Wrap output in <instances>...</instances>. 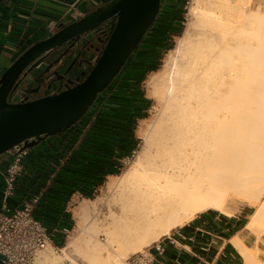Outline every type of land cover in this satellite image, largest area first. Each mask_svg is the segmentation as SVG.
<instances>
[{"label":"bare ground","instance_id":"6f19581e","mask_svg":"<svg viewBox=\"0 0 264 264\" xmlns=\"http://www.w3.org/2000/svg\"><path fill=\"white\" fill-rule=\"evenodd\" d=\"M249 1L193 0L196 24L147 80L166 111L118 177L119 211L103 227L91 222L61 255L47 245L36 264H80L69 250L83 264H122L201 212L229 216L232 196L256 206L247 224L264 231V16ZM231 242L244 264H264L259 247Z\"/></svg>","mask_w":264,"mask_h":264},{"label":"crops","instance_id":"0c3cea01","mask_svg":"<svg viewBox=\"0 0 264 264\" xmlns=\"http://www.w3.org/2000/svg\"><path fill=\"white\" fill-rule=\"evenodd\" d=\"M107 1L109 0H0V78L24 46L56 31L60 23H71L68 15L74 10L79 14V19ZM166 1H163L162 8ZM170 6L168 4V8ZM168 16L160 19L159 15L149 32H169L173 29L175 23L168 22ZM164 37L161 35L160 39ZM158 39L157 35L146 36L115 81L114 94L110 95L117 101L122 100V108L134 109V112L129 111L136 116L135 121L140 119L138 115L145 110L146 101L139 86L135 85L136 77L132 78V74L136 71L141 74L155 61L157 54L148 52L147 46L150 42L156 43ZM117 90H120L118 95L115 94ZM79 129L49 136L27 148L14 194L8 200L10 208L19 207L32 195H39L47 200L43 201L45 206L39 208L43 224L51 227L62 222V217L59 216L61 210L68 213L69 200L79 193H72L61 209L54 208L50 201L53 198L59 199L57 191L63 183L76 179L77 174L88 166H94L98 157L106 152L114 154L116 147L110 142L112 137L108 135L120 132L122 126L117 128L119 130L99 126L89 133L85 128ZM103 149L106 150L104 153ZM69 156L71 160L66 161ZM10 161V152L0 155V170L5 169ZM97 173L90 172V176ZM109 176L111 175L106 177ZM237 229L238 219L235 215L226 216L219 212L197 214L188 223L173 229L149 246L154 254V264H243L242 257L231 242L236 235L241 239ZM242 242L246 245L243 240ZM157 246L163 249L161 254L156 251Z\"/></svg>","mask_w":264,"mask_h":264},{"label":"water","instance_id":"95a60500","mask_svg":"<svg viewBox=\"0 0 264 264\" xmlns=\"http://www.w3.org/2000/svg\"><path fill=\"white\" fill-rule=\"evenodd\" d=\"M161 2L109 0L24 46L0 78V155L76 124L137 49Z\"/></svg>","mask_w":264,"mask_h":264},{"label":"rangeland","instance_id":"374dc122","mask_svg":"<svg viewBox=\"0 0 264 264\" xmlns=\"http://www.w3.org/2000/svg\"><path fill=\"white\" fill-rule=\"evenodd\" d=\"M167 1L169 2L168 4L170 5L174 3L173 4L174 7H172L173 9L170 8L171 10L170 13H172L174 17H176L177 22L174 23L179 24V26L181 27L180 30V35H181L187 26L192 24L193 21L194 23L196 21V19L193 17V15L190 12V9L193 6V0H167ZM167 1L161 10L160 19H162V17L168 15L169 13ZM249 6L252 11H254L255 13L258 12L260 13V15L262 14V16H264V0H250ZM195 29L194 32L200 31L199 30L200 26H198V23L195 26ZM150 34H152V36L153 35L161 36L164 33L151 32ZM177 38L178 36L172 34L166 38L167 43L171 44L172 47L167 51H165L162 48L159 49L158 51L159 64L157 70L155 71H158L162 68L164 64V60L168 55V52L175 48ZM151 74L152 72L145 74L143 80L139 84L141 93L145 96L146 103L144 108L145 110L142 112L143 114L142 118L136 120L135 125L133 127L135 148L131 151L128 157H125L121 160V166L119 168V172L109 177H105L103 182L93 191L91 197L86 198L82 195L75 194V196L71 199V201L69 200V204L67 207H68V214L70 215V220H71V229H69L68 232L64 234L62 247H58L57 249L53 248L54 255H61L60 249L65 247L68 241L73 236L84 233V230L91 222H96L99 225V227L101 226L103 227L109 222L110 212L117 213L119 211L120 201L117 195L119 194L118 177H120L121 174H123L126 170H128L131 167L139 151L142 150V148H144V143L146 139L149 138L150 134L152 133V130L156 129V127L158 126L157 123L160 122L161 118H163L162 116L165 114V113L163 114V112L166 111L163 101H161V99L159 98L152 97V95L149 93L147 87V80ZM110 94H114L113 90ZM82 205H85V207L83 208ZM255 207H256L255 205H249L247 202L240 200V198L237 196H232L231 200H228L225 203V209L230 213L229 216L235 215L236 218L238 219L239 229H237V231L240 232L241 239L246 243L248 247L246 245L245 246L247 248L249 247L252 248V250L255 249L256 247H259L260 251L262 250L261 252L264 253V244H262L264 243V231L260 232L262 236L261 234L257 233L258 235L257 237V235H255L254 230H252L253 231L252 232L247 224L250 215L255 210ZM79 212L83 213V215H80L81 213L78 214ZM204 212H217V211L207 210ZM84 214H86L85 217ZM96 235L99 239H101V241H103L102 235L99 234ZM149 246H151V244ZM149 246L144 247L143 250H145ZM68 255L69 257L75 259L80 264H83L82 260L80 259L81 257L78 256L76 252L69 250ZM130 255L131 254L127 255L123 259H126ZM65 262L67 263L68 261L65 260Z\"/></svg>","mask_w":264,"mask_h":264},{"label":"trees","instance_id":"16d2710c","mask_svg":"<svg viewBox=\"0 0 264 264\" xmlns=\"http://www.w3.org/2000/svg\"><path fill=\"white\" fill-rule=\"evenodd\" d=\"M163 1V0H162ZM174 3L171 4L169 7V13L168 16V22H177L176 17L172 13H170V8L174 7ZM173 9V8H172ZM161 11H159L158 15L155 18V21H157ZM153 27V26H152ZM151 27V28H152ZM150 30V29H149ZM181 27L179 24H175L174 28L169 30V32H163L164 38L160 39V36L157 35L159 38L156 43L150 42L148 43L149 47L148 52H155L157 54L155 56V61L150 63L149 66L141 73H137L134 70V74H132V78L136 77L135 85L139 86L141 81L143 80V77L145 74L149 72H155L158 68V51L160 48L164 49L165 51L171 49V44L167 43L166 38L168 36L180 35ZM151 32H147L144 38L142 39L141 43L145 40L146 36L150 34ZM141 43L139 45H141ZM137 50V49H136ZM135 50V51H136ZM134 51V52H135ZM133 52V53H134ZM133 53L129 56L124 66L121 68L120 72L117 74V76L112 80V82L107 86V88L100 93L96 100L93 102L92 106L88 109V111L82 116V118L73 126H71L68 130H66L65 133H69L71 130H75L76 128H85L86 132H91L92 130L96 129V127H102V126H109L111 128H116V130L120 125L122 126V129L120 132L112 133L108 135L110 138V142L113 143L116 147V150L114 154H108L107 152L104 153L106 150L103 149L102 153H104L101 157H98L97 160H95L94 166H88L86 170H84L82 173H78L76 179L72 178L70 180H67L64 185L61 186L60 190L57 192L60 194L59 199L53 198L50 203L54 204V208H60L63 204V206L66 204V202L70 199L72 193L78 192L80 195L89 198L92 196L93 191L103 182L104 178L107 175H114L119 172V168L121 166V160L125 157H128L131 153V151L135 148V138L133 136V127L135 125V115L130 113L134 112L133 108H122L121 105H123L122 100L117 101L113 99L112 94H110L113 90L114 83L119 78L121 73L123 72L124 68L130 63V58L132 57ZM118 92L120 90H117L115 92L116 95H118ZM109 95V96H107ZM115 100V101H114ZM115 107V108H114ZM130 110V111H129ZM143 114L140 113L138 115V118H142ZM125 124V125H122ZM79 129V130H80ZM74 140V139H73ZM71 160L70 156L67 158L66 161ZM63 169V168H62ZM67 169V168H66ZM73 172V170H72ZM90 172H98L97 174H93V176H90ZM86 173V174H84ZM47 201L46 198L44 199L39 197V200L34 208V216L39 219L42 223L43 220L41 219L40 210L41 207L45 206V202ZM59 216L62 217V222L59 224H55L54 226L48 227L49 230L56 229L61 230L63 228L71 229V220L70 215L68 213L63 212V209L61 210ZM45 224V223H44ZM46 225V224H45ZM63 239L64 235L60 234L59 232L55 235L54 243L55 245L62 247L63 245Z\"/></svg>","mask_w":264,"mask_h":264},{"label":"built area","instance_id":"2783aa9c","mask_svg":"<svg viewBox=\"0 0 264 264\" xmlns=\"http://www.w3.org/2000/svg\"><path fill=\"white\" fill-rule=\"evenodd\" d=\"M78 17L79 14L74 10L68 15L69 22L77 21ZM13 151H11V156L13 157L11 164L7 168L0 170L4 181L0 201V263L36 264L37 252L47 245H52L53 248L57 249L59 246L54 243L56 233L59 232L64 235L68 232V229L49 230L34 216L33 211L39 200V195H32L19 207H9L8 200L14 194L21 164L27 154V148L16 147ZM156 251L161 254L163 249L157 246ZM154 263V254L151 247H148L145 250L131 254L122 264Z\"/></svg>","mask_w":264,"mask_h":264},{"label":"flooded vegetation","instance_id":"af4514ba","mask_svg":"<svg viewBox=\"0 0 264 264\" xmlns=\"http://www.w3.org/2000/svg\"><path fill=\"white\" fill-rule=\"evenodd\" d=\"M98 45H100V44H98ZM3 188H4L3 176H2V174H0V201H1L2 193H3Z\"/></svg>","mask_w":264,"mask_h":264}]
</instances>
